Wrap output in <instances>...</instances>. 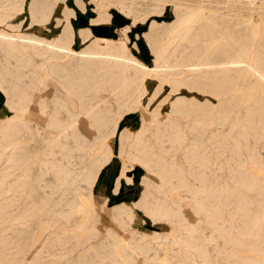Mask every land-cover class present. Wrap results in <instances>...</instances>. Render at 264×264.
Instances as JSON below:
<instances>
[{"label": "rangeland", "instance_id": "374dc122", "mask_svg": "<svg viewBox=\"0 0 264 264\" xmlns=\"http://www.w3.org/2000/svg\"><path fill=\"white\" fill-rule=\"evenodd\" d=\"M14 1L16 4L8 9V14L2 16L0 29L9 28L8 30L14 32H19L20 29L38 31L36 28L35 30L28 27L31 22L28 2L25 1V8L19 9L16 1L20 0ZM71 1L74 8L73 16L81 13V9L85 10L86 3L94 5L97 13L104 9L103 5L106 3L114 14L120 10L129 16L130 23L133 22V13L121 0ZM136 1L139 22L133 26V31L140 26L144 30L145 27L148 29L154 18L159 22H169L175 18L174 5L170 0L160 1L159 6H163V11L160 13L153 11L155 9L153 0ZM185 1L184 7L194 6L197 2H201L208 9L220 6V13L229 19L226 24L230 31L227 32L226 38L233 40L230 52L233 54L242 47L246 48L247 62L228 63L222 66L225 71L216 72L219 78L226 72L229 87L226 93L223 91L217 94V81L207 78L199 79L201 75L209 74L208 71H212L213 66L200 65L190 75H188L190 72L182 73L186 75L188 81L181 86L179 92L191 101L198 98V102L196 107L193 110L190 109L181 119L185 130V138L181 143L173 141V134H162L161 130L152 124L145 131L147 136L144 135V140L139 147H133L125 142L124 150H120L125 160L133 152L139 157L136 160L138 162L142 160V157H148L147 159L152 160V163H154L152 158L165 161L167 170L173 167L169 178L163 181V186L157 188L155 185L162 178L158 173V166L143 164L149 172L154 171L150 175H154L152 180L149 177L144 178L145 189L151 192L152 200H164L172 207L174 210L172 220L157 218L153 220L157 224L154 231L139 232L131 226L133 214L130 219L126 213L119 214L116 209L112 216L120 227L103 224L96 235L92 236L91 233L90 238H84L82 243L77 245V240L70 237V234L71 230L78 228L82 220V212H75L68 223L60 214L47 211L45 207L40 211L41 214L37 220L29 221L21 216L15 217L21 213V205L17 204L13 193L4 192L0 195L2 206L0 254L5 261H10L12 258L11 264H27V261L23 260L22 253L16 252L17 244L23 248L26 247L25 242H21L22 237L16 236L21 233L25 237H31L30 251H34L33 255L36 250L41 249L43 250L42 258L50 259L54 264H162L161 261L164 259H167L166 264H264V0ZM8 2L6 1L7 4ZM143 17L146 18L144 22L141 21ZM197 39L195 45L197 48H202L203 38L197 37ZM166 40L165 38L164 42ZM169 46L172 51L173 46L176 47L177 44L171 43ZM74 47L82 48L76 43ZM182 48L183 45L179 47V49ZM142 53L140 52L139 55ZM141 56L144 61L146 58L149 63L153 62L152 55L150 59L143 54ZM40 59V55H35V64H39ZM12 60L14 62V59ZM35 64L26 68L28 73L36 66ZM26 78L27 81L30 80ZM148 79H157L158 84L160 83L158 77ZM218 84L222 85L223 81ZM22 85L26 86L24 83ZM54 88L57 92H65V88L57 83L55 77L46 75L44 83L38 85L35 97L39 98L41 92L48 96ZM170 88L171 86L165 82L162 91L157 95V97L160 96L159 101L153 104L151 102L157 98H150L153 91L149 93L148 90L143 95L141 102L144 107L140 111L143 113L142 117L148 118V123L152 118V111L157 108L161 111L157 118L159 122L166 124L170 120L165 116L167 112L170 113L172 100L177 93L171 95L167 101H162L163 97L170 93ZM0 91L5 101V92L1 86ZM101 93L108 94V91ZM146 95L149 97L147 96L143 102ZM208 100L211 101L209 105ZM224 104L227 105L226 111L223 108ZM4 112L6 108L2 103L0 113ZM203 114H207L210 120L201 119L200 115ZM175 115L181 117V114ZM224 115V118H219ZM33 125L37 131L27 134L28 139L21 142V153L28 155L33 165V177L39 173L41 165L49 166L50 170L45 174V180L55 185L59 178L52 165L54 163L68 165L75 172L71 177L62 180L61 190H63L55 193V197L58 198L64 194L63 197L71 198L72 192L65 186L76 183L79 186L78 192L92 206L87 171L97 154L102 153L105 148L104 141L100 140L93 144L87 152L76 150L72 135L60 136L53 131L43 130L40 126L37 128L36 120L33 121ZM192 125H194L193 128H191ZM200 131L201 134H199ZM88 136L94 139L103 135H99L97 130L92 129L89 130ZM122 139L125 140L126 136L121 135V143ZM60 144H66L69 152L59 149ZM193 147L194 150H192ZM4 165L5 160L2 158L0 162L2 173L5 172ZM180 171L184 174L183 180ZM8 179L13 181L17 178L10 176ZM32 182L35 185V181ZM13 184H16L15 181ZM37 187V197L40 198L44 194V189ZM33 193L36 195V190ZM95 202L99 203V205L97 203L98 208L100 206L103 208L99 200L96 199ZM8 203L14 204L8 207ZM8 209L13 216L10 221L6 218ZM181 222L184 224H180ZM185 222L189 226L194 225L196 230H188ZM90 224H93V221ZM27 228L31 229L30 233L24 232L23 229ZM8 236L12 240L11 243H8ZM133 236L141 238L145 244L152 245L154 248L145 255L129 247L128 250L132 252L131 258L120 255V258L126 259V262H121L111 255L112 249L118 250L121 243L127 242Z\"/></svg>", "mask_w": 264, "mask_h": 264}, {"label": "bare ground", "instance_id": "6f19581e", "mask_svg": "<svg viewBox=\"0 0 264 264\" xmlns=\"http://www.w3.org/2000/svg\"><path fill=\"white\" fill-rule=\"evenodd\" d=\"M6 1H9V4ZM25 1L29 4L28 11L31 16L28 27L36 28L38 31L20 29L19 32H14L8 30L9 28L0 29V86L5 92L4 106L6 108V112L0 113V162L2 158L5 160V172L0 171V195L4 192L13 193L17 204L21 205L22 209L21 213L15 217L21 216L29 221L37 220L41 214L40 211L45 207L47 211L60 214L68 223L75 212H82V220L78 228L71 230L70 234V237L77 240L78 245L82 243L84 238H90L91 233L92 236L96 235L103 227L102 207L98 208V202H95L93 186L99 171L113 154L111 140L117 133L121 119L126 113L144 107L141 100L149 90L146 80L152 77H158L160 80V83L151 93V99L157 97L162 91L165 82L171 88L170 93L168 92L162 101H167L171 95L177 93L172 100L170 113L167 112V116H165L170 120L166 124L159 122L157 118L161 114L160 108L152 111L150 123L147 122L148 118L143 116L141 128L138 131L125 129L121 132V135L126 136L125 140L122 139L121 151L124 150L125 142L133 145V147H139L144 140V135H146L145 131L152 124L158 127L162 134H173V141L181 143L185 138L181 119L190 109L193 110L198 102V98L191 101L179 92L181 86L188 81L186 75H182V73L190 72L188 74L190 75L200 65L213 66L212 71H208L209 74L201 76L199 74V79L207 78L217 81V94L223 91L226 93L229 90L226 72L220 76L221 78L216 72L225 71L222 66L228 63H246L247 49L242 47L236 53L230 52L233 40L226 38L227 32L230 31L226 24L229 19L220 13V6L219 8L208 9L201 2H197L194 6L184 7L185 0H170L174 5L175 18L169 22H159L154 18L147 31H144L153 60L152 63H149L146 58L144 61L143 57L139 55L140 52L138 53V50L128 42L130 29L133 31V26L139 22L135 7L136 0H121L125 7L133 13V22L129 23V26H125L124 29L121 28L122 36L119 35V38L95 37L81 49L74 47L76 35H78L75 25L71 24L70 21L74 8L69 10L63 6L64 0H20L16 1L19 9L24 7ZM153 1L155 2L153 11L162 12L163 6H159L162 0ZM14 4H16L14 0H0V21H3L2 16L8 14V9ZM60 5L63 7V14L58 16ZM103 8L97 13L95 21L110 22L114 13L106 3ZM55 18L57 19L56 24L62 26L61 30H52ZM145 20V17L141 19L143 22ZM89 35L90 33L81 36L85 39ZM197 37L203 38L202 48H197L195 45L196 40H198ZM165 38L167 40L164 42ZM171 43L177 44L176 47L173 46L172 51L169 46ZM181 45L183 48L179 49ZM35 55L41 56L39 64H35ZM34 64L36 66L28 73L26 68ZM210 73H213L211 74L213 76ZM46 75L55 77L57 83L65 88V92H57L54 88L48 96L41 92L39 98L35 97L38 85L44 83V76L46 77ZM26 77L30 80L27 81ZM222 81L223 84L219 85L218 83ZM22 83L26 86H23ZM103 91H108V94L101 93ZM207 104H211V101L208 100ZM223 108L226 111L227 105L224 104ZM175 114H181V117ZM207 117V114L200 115L201 119L210 120ZM222 117L224 118L225 115L219 118L222 119ZM34 120L37 122V128L40 126L43 130L53 131L60 136L72 135L76 150L87 152L93 144L100 142V140L104 141L105 148L102 153L97 154L87 171L90 186L89 194L91 201H93L92 206L78 192L79 186L76 183L72 186H65L68 191L72 192L71 198L63 197L64 194L58 198L55 197V193L63 190H61L62 180L71 177L75 172L68 165L61 163L52 165L59 178L55 185H51L48 180H45V174L50 170L49 166L41 165L39 173L33 177V165L29 156L21 153V142L28 139L27 134H33L34 131H37L33 125ZM92 129L97 130L98 134L103 136L92 139L88 136L89 130ZM59 149L69 152L66 144H60ZM194 149L193 147L192 150ZM137 158L139 157L131 152L128 159L125 160L124 171H127L128 168L131 169L130 167L138 162L136 161ZM147 158L142 157L139 162L158 166V173L162 178L155 187L161 188L163 181L167 180L165 178H169L173 167L171 166L167 170L165 161L152 158L154 160L152 163V160ZM153 172L151 170L150 174L152 175ZM180 175L183 180V172L180 171ZM10 176L17 179L13 181L10 179L9 181L8 177ZM147 177L152 180L151 176L147 175ZM14 181L16 184H13ZM32 181H35V185ZM67 183L69 184V182ZM71 183L73 182L71 181ZM37 186L44 189V194L40 198L37 197ZM35 190L36 195L33 193ZM150 195L151 192L145 189L142 199L137 205L142 207L152 220L157 218L171 219L174 214L172 207L164 200H152ZM12 204L8 203V207ZM1 209L2 206L0 205V214L2 215ZM117 209L119 214L126 213L132 219L133 212L130 207L124 206ZM10 211V209L7 211V221L12 220L13 217ZM91 220L93 224H90ZM180 224L183 225L184 223L181 222ZM186 228L190 231L196 230L194 225H187ZM23 230L26 233L31 232L29 228ZM16 236H21V242L26 244L24 248L17 244L16 252L22 253L23 260L27 261V264H54L52 260L42 258L43 250L41 249L36 250L35 255L32 251V254L30 251L31 237H25L21 233ZM7 239L8 243H11L12 240L9 236ZM119 247L118 250L112 249L111 255L121 262H126V259L120 258V255L132 257V252L128 250L129 247L145 255L154 248V246L145 244L141 238L135 236L130 237L127 242L121 243ZM166 261L167 259H164L161 263L166 264ZM5 262L11 264L12 258L10 261H5L0 254V264H5Z\"/></svg>", "mask_w": 264, "mask_h": 264}, {"label": "crops", "instance_id": "0c3cea01", "mask_svg": "<svg viewBox=\"0 0 264 264\" xmlns=\"http://www.w3.org/2000/svg\"><path fill=\"white\" fill-rule=\"evenodd\" d=\"M60 6L61 8L58 11V13L60 14L58 16L63 14V7L62 5ZM63 6H66V8L71 10V8L73 7L72 1L65 0ZM111 17L112 18L110 19V22L95 21V19L97 18V11L94 8V5L91 6L89 3H86L85 10L81 9V13H76L75 16L71 14V24H75L76 30L78 31L76 45L84 47L95 37L119 38V35L122 36V29H124L125 26H129L131 19H129V16L120 10L116 11L114 17ZM56 21L57 19L55 20V24L53 25L52 30H61L62 26L60 24L57 25ZM142 30H144V28L141 26L135 31H131V29L129 31L128 29L130 34L128 42L132 44L133 47L138 50V52H143L142 54L150 59L151 52L149 51L150 49L148 46V42L144 35V31H147V28L145 27V30L143 32ZM83 32L90 33L89 37H85L86 40L81 35L87 33ZM157 84V79H148L149 93L155 89ZM147 96L148 95L143 98V102L145 101V98ZM159 98L160 96L151 103H156L157 101H159ZM2 103H4V99L0 91V105ZM142 114L143 113L139 109L137 111L126 113L121 119L117 129V133L111 140V144L113 146V155L111 159L99 171L96 177L97 179L95 180L93 186V191L96 199L99 200L101 204L103 203V208L101 209V219L105 225L114 227L119 226L117 221L114 220L112 214L113 211H115L117 208L125 206L130 207L133 212V220L131 224L132 228L139 232H147L154 231L157 224H155L154 221L145 212V210L137 204L142 199L144 193V178L147 175L150 176L151 174L148 169L140 162H135L134 165L130 167L131 169L128 168L126 169L127 171H124L125 159L120 154L121 132L125 129L138 131L141 128ZM117 181L119 182L118 184ZM118 185L119 187L117 188ZM104 203L106 206L104 205Z\"/></svg>", "mask_w": 264, "mask_h": 264}]
</instances>
